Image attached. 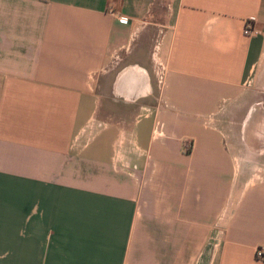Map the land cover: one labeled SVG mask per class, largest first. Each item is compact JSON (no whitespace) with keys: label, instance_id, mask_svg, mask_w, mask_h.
Masks as SVG:
<instances>
[{"label":"crops","instance_id":"crops-1","mask_svg":"<svg viewBox=\"0 0 264 264\" xmlns=\"http://www.w3.org/2000/svg\"><path fill=\"white\" fill-rule=\"evenodd\" d=\"M257 246L264 0H0V264H264Z\"/></svg>","mask_w":264,"mask_h":264},{"label":"built area","instance_id":"built-area-1","mask_svg":"<svg viewBox=\"0 0 264 264\" xmlns=\"http://www.w3.org/2000/svg\"><path fill=\"white\" fill-rule=\"evenodd\" d=\"M242 30L245 34H253L257 32V28L254 25V18L249 17L244 20L243 25H242ZM156 48V44H155ZM155 51V50H154ZM157 70L155 71L157 82L161 83L162 78H163V66L160 63H157ZM158 123H156L154 127V131H158ZM254 255L256 258H263L264 257V248L257 246L254 249Z\"/></svg>","mask_w":264,"mask_h":264}]
</instances>
